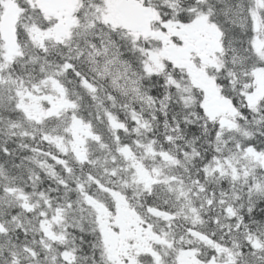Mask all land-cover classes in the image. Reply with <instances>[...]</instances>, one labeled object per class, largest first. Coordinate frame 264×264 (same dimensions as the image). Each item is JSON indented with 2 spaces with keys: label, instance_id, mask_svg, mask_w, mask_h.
I'll use <instances>...</instances> for the list:
<instances>
[{
  "label": "snow or ice",
  "instance_id": "6c2138e0",
  "mask_svg": "<svg viewBox=\"0 0 264 264\" xmlns=\"http://www.w3.org/2000/svg\"><path fill=\"white\" fill-rule=\"evenodd\" d=\"M0 264H264V0H0Z\"/></svg>",
  "mask_w": 264,
  "mask_h": 264
}]
</instances>
